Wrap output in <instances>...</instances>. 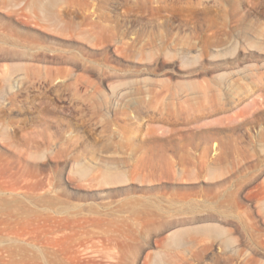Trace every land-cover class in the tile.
<instances>
[{
    "label": "rangeland",
    "instance_id": "obj_1",
    "mask_svg": "<svg viewBox=\"0 0 264 264\" xmlns=\"http://www.w3.org/2000/svg\"><path fill=\"white\" fill-rule=\"evenodd\" d=\"M0 264H264V0H0Z\"/></svg>",
    "mask_w": 264,
    "mask_h": 264
}]
</instances>
